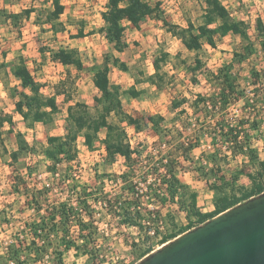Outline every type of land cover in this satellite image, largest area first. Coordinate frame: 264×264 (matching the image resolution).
<instances>
[{"label":"clouds","instance_id":"1","mask_svg":"<svg viewBox=\"0 0 264 264\" xmlns=\"http://www.w3.org/2000/svg\"><path fill=\"white\" fill-rule=\"evenodd\" d=\"M216 3L0 0V264H142L264 188V0Z\"/></svg>","mask_w":264,"mask_h":264},{"label":"water","instance_id":"2","mask_svg":"<svg viewBox=\"0 0 264 264\" xmlns=\"http://www.w3.org/2000/svg\"><path fill=\"white\" fill-rule=\"evenodd\" d=\"M157 250L142 264H264V192L179 234Z\"/></svg>","mask_w":264,"mask_h":264},{"label":"trees","instance_id":"3","mask_svg":"<svg viewBox=\"0 0 264 264\" xmlns=\"http://www.w3.org/2000/svg\"><path fill=\"white\" fill-rule=\"evenodd\" d=\"M210 2L216 3V0H210ZM216 8L218 9V11H219L220 14L226 15V13L224 12V9L221 8L218 3H216ZM114 23H115V21H114ZM236 30H239V29H236ZM201 31L204 32L205 30L204 29H201ZM222 31H224V32H227L228 31L227 25L222 29ZM116 34L118 35V33H116ZM190 46L199 47V38L198 37H193ZM24 75H25V84L30 83L31 81H30V78L27 76V73H24ZM98 82L101 83V84L105 83L102 75L99 77ZM40 103L41 102H40V100L38 98H33L32 101L29 104V107L30 108L31 107H35L37 109L36 114H35V118L36 119H43L44 118V115H45V114L40 113L38 111V108L40 106ZM60 150H62V149H56V151H60ZM52 154H53V152L52 151H49V155H52ZM263 192H264V188H261L258 191H254L251 194H249L247 196H244L241 199H237L234 202L228 203V204H226L224 206H218L216 203H213L214 204V209L212 211L206 212L207 215L204 218L200 219V221H199L198 224L191 225L189 228L184 229L183 232H185V231H187V230H189V229H191V228H193V227H195V226H197V225H199V224L207 221L208 219L216 216L217 214L225 211L226 209H228L230 207H233V206L239 204L240 202H243V201H245V200H247V199H249V198H251L253 196L259 195V194H261ZM183 232H181V233H183ZM181 233H177L173 237L163 240V242L169 241V240L177 237Z\"/></svg>","mask_w":264,"mask_h":264},{"label":"rangeland","instance_id":"4","mask_svg":"<svg viewBox=\"0 0 264 264\" xmlns=\"http://www.w3.org/2000/svg\"><path fill=\"white\" fill-rule=\"evenodd\" d=\"M214 208V204H211L208 208L205 209V211L212 210Z\"/></svg>","mask_w":264,"mask_h":264},{"label":"built area","instance_id":"5","mask_svg":"<svg viewBox=\"0 0 264 264\" xmlns=\"http://www.w3.org/2000/svg\"><path fill=\"white\" fill-rule=\"evenodd\" d=\"M169 241H170V240H169ZM169 241H166V242L161 243L160 245H158V248L162 247L164 244H166V243L169 242ZM158 248H157V249H158Z\"/></svg>","mask_w":264,"mask_h":264},{"label":"crops","instance_id":"6","mask_svg":"<svg viewBox=\"0 0 264 264\" xmlns=\"http://www.w3.org/2000/svg\"><path fill=\"white\" fill-rule=\"evenodd\" d=\"M213 209H214V208H213ZM213 209H212V210H213ZM212 210H209V211H212ZM205 212H208V211H205Z\"/></svg>","mask_w":264,"mask_h":264}]
</instances>
